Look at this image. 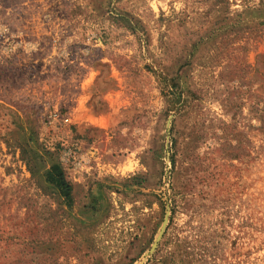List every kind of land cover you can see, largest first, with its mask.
Here are the masks:
<instances>
[{
	"label": "rangeland",
	"instance_id": "1",
	"mask_svg": "<svg viewBox=\"0 0 264 264\" xmlns=\"http://www.w3.org/2000/svg\"><path fill=\"white\" fill-rule=\"evenodd\" d=\"M263 115L264 0H0V264H264Z\"/></svg>",
	"mask_w": 264,
	"mask_h": 264
},
{
	"label": "trees",
	"instance_id": "2",
	"mask_svg": "<svg viewBox=\"0 0 264 264\" xmlns=\"http://www.w3.org/2000/svg\"><path fill=\"white\" fill-rule=\"evenodd\" d=\"M264 117V115H263ZM31 139L19 146L22 159L36 183L44 182L54 188L63 198L67 207L72 206V184L66 179L58 162H49L45 166L46 158L50 156L47 149L39 150L37 145H30Z\"/></svg>",
	"mask_w": 264,
	"mask_h": 264
}]
</instances>
